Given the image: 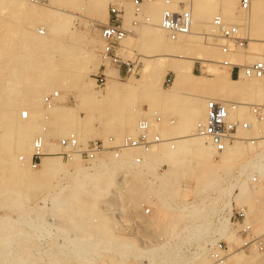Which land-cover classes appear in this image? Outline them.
I'll return each mask as SVG.
<instances>
[{
    "label": "rangeland",
    "instance_id": "1",
    "mask_svg": "<svg viewBox=\"0 0 264 264\" xmlns=\"http://www.w3.org/2000/svg\"><path fill=\"white\" fill-rule=\"evenodd\" d=\"M127 1L132 2V0H109L107 5L108 10H110L112 4H115L121 8L124 14V3ZM227 1H230L233 5L232 14H227L223 11L225 2ZM200 2L215 7L216 10L213 9L210 22L215 14L220 13L222 16H226V20L234 23L236 18L240 19L242 17L241 19L243 20V26L247 25L248 28L245 29V26L243 30L241 29L242 35L247 38V44L245 48H240L232 54V59L234 61L239 57L248 56L253 50L257 49L261 50L262 55L264 56V0H250V6L248 9H243L241 7V0H194V6ZM164 4L166 3L164 2ZM81 5L85 7L83 10H79V6ZM57 6L58 9L55 10L54 15L50 18V20L52 23H66L67 28L66 30H63V34L50 38V40H44L45 38L43 36L48 32V24L45 26V22H47V20L48 22H51L49 19L40 21L33 20L29 23L28 21L31 19L29 20V18H26L22 14L18 13L19 11L15 8L16 4L14 0H0V46H8L13 44L19 45L24 43L27 37L23 32V28H27V26H29V28L32 30L34 29V32L32 33L35 34V37H37L36 35L40 33L38 32V28L44 29L45 33L38 34L40 36L39 40L41 39L40 42L42 41L45 43L46 41V44L41 45L43 47L40 48V54L31 53V55H34L31 61H34L41 66L39 67V70L42 71L43 67L44 71L49 70V73L46 76L39 75L36 77L32 73L28 72V70H23L19 71V75L17 73L14 75L16 82H14L13 86L18 92L17 96L20 97L21 92H24L26 96L24 101L19 102L17 105L16 117L18 120L23 119L20 117V111L25 108L24 104L34 101V98L38 94L41 97L39 101H37V108L41 111L43 110L44 115L49 114V118H47L46 121L44 118L42 119V116L35 117L34 121L38 125L39 129H45L46 131H51V129H54V126L50 123L52 120H54V117L49 110H45L48 109L46 107L50 106L51 104L54 106L61 105L62 107H65L64 109L70 110L72 122L68 129L69 132H75L78 139L82 143H86L88 140L95 138H101L105 142H108L110 136H113L116 141H120L125 135L133 134L136 132V124L142 117L146 107L149 108V113H153L156 110L165 116L166 119L158 126V130L166 127L168 134H170L169 132H171L172 128H177V130L180 131V133H178L177 130V132L173 131V133H171L172 135L170 134L168 136H173L174 133L176 135H180L184 132L191 134L196 133V127L198 123L205 120L203 108L207 99L212 97H221V94L226 95V93L223 91L222 93L219 91L221 89L220 87H217L219 86L217 83V86L214 87L216 84L213 79H209L211 80V83L207 82V84H201L202 87L197 86L195 83H193L195 86H192V80L189 81L188 84L187 82H184L183 84V82L180 81L173 85L175 74L171 69L170 64L179 63L186 57H193L195 60L193 70L197 74H202V69L205 67L208 69L210 68V70L213 72H218L220 71L219 69L224 71L227 69L229 70V67L222 64V60L225 57L224 54L220 49H216L214 45L217 40L215 38H211L215 36L212 35L211 37H207V35H204L207 34L204 33L205 29H201L204 31L202 32L201 36L198 35L194 38V41L196 38L197 41L193 42V45L181 50H176L173 53H167L160 47L155 48L154 45H152V43L148 40L145 33H143L146 28V21L143 15L146 14V12L145 9H142L141 14L138 17L132 16L130 21H124V26L129 29V32L126 36L127 38L123 40L124 48L121 50L123 59L138 60L137 72L134 74L126 73L124 70V65H122L120 68L121 72L119 73L118 67L108 66V78L112 77V74L114 73L118 74V89L107 98L102 96H98L96 98L90 97L89 94H87L90 90L87 87H84V85H86L90 79H93L94 83L91 85V87L89 86L91 90L93 89L97 92H100L101 94L103 93L102 91H105L106 89L107 82L105 84H97L95 76L101 71V69H93L91 60L94 58L99 59L100 67L104 63L102 57L100 56L102 51L100 28L103 26V24L108 22L109 11L106 14L104 8L97 9L91 4H85L84 0H77L74 1L73 4L64 3ZM172 6L177 8V0L173 1ZM256 6L263 8L258 11L260 13H255V15L252 14L251 11H254L255 9V11L259 10V8ZM244 16L247 17L245 18ZM135 19L139 20L137 24H134ZM249 32L254 40L253 42L248 39ZM68 53L73 56V58L69 61L70 65H72L71 67L74 69L72 68L69 70V72H65L60 62L62 59L61 56H66ZM2 55L3 53L0 49V61H9L5 57L3 58ZM86 57H88L87 62L84 61ZM146 66H148V68H146ZM16 69L17 68H15V70ZM32 69L37 68L33 67L29 70ZM10 70H12V68ZM3 72L4 70L0 68V77L4 76ZM204 74H206L207 77L211 76L209 72H205ZM33 76H35V78ZM130 77L135 78V80L137 79V81H134V85H131V87L129 84H127L130 83L127 81ZM234 78L241 79V82L244 84L242 91H245L242 95L239 94V96L234 92L232 94H235V96L230 94V97H236V101L241 100V102H264V98L262 101L259 99V94H264V81L262 79L253 78V80H255L253 81L252 79L249 80L248 77L242 76ZM246 78H248L251 84L248 80L247 83ZM4 83L5 82H3V79L0 78V86H2ZM246 87L248 88L245 89ZM55 92H58V96L54 98L52 103L48 104L45 101V96ZM171 93H173L174 96H171ZM237 93H240V91ZM184 94L189 95L188 99L191 97L189 99L190 102L193 99L191 103L185 98L186 96ZM241 96L243 97L241 98ZM181 97L185 98L188 102H186L185 99H181L185 100L183 103L180 100ZM232 98L230 100L234 99ZM238 98H240V100ZM175 99L178 103L175 101ZM109 109H117L118 114L116 111V114L113 112L115 115L110 114V112L114 110L110 111ZM188 110L190 112H187ZM238 115L253 121V118L246 106L240 108ZM169 118H174L175 122L170 123L168 121ZM39 119H41V121H39ZM83 126L87 128V132L83 131ZM255 126L259 129L264 128L260 124H255ZM127 128L129 131L131 130V133L127 132ZM39 129L38 131H35L31 137L29 145L30 150L32 148V143L35 136L40 134ZM166 129L162 130L165 131ZM253 129L254 128L247 129L246 131L241 130L240 134L245 138L253 136L258 137L257 141L262 140L263 137L261 138L260 135L264 133V129H261L260 131L255 129L258 133L260 132V134L257 132L253 133L255 132V130L252 131ZM166 135L167 133L164 136ZM61 136L64 135L60 133L58 137L55 136L52 140L57 144V140ZM236 142L239 144L241 143L244 146L243 147L241 145L243 148L242 153L245 154H241L239 158L235 159L234 161H230L231 163H226V165L225 162L222 164L221 160L219 159L222 152H216L214 148V153H211L210 159H213L212 161L215 160V162L209 161V167L204 165L205 163L207 164L208 161L196 158L198 156L195 155V153H189L185 156L186 158L183 160L178 174L176 173L177 171L172 173L169 172V175H167L168 172L166 174L164 173L163 178L167 177L168 179L163 180L164 182H155L153 176L151 175L152 173L146 167V165H144V162L142 167H131L125 163L124 166L120 165L121 167L113 171V180L111 182H108L106 177H99L95 180L90 178L91 181L89 182L91 184L84 187L90 188L92 191L96 190L99 192L98 194L94 193L93 195L92 193L90 195L88 192L85 193L86 190L90 189H85L84 187V193L81 192V194H75V196L66 195L67 191H65L63 194V201H59L54 206H52V203L49 201H47L49 203L45 205L42 201L44 200L43 197L45 194L47 195L49 191L54 192L53 190L56 189V182L58 183L57 186L61 187H64V185H71L72 182H74L73 173L63 175L59 180L55 178L56 176H53L51 179L46 180L23 181L21 185H16L10 188L19 190L23 199H26L27 195L33 199V204L31 203L33 206H31V213L33 212L34 215L37 214L39 218L36 215H30L34 218L36 224H38V221L39 223L42 221L41 224L45 227L42 228V225H37V229L42 232L40 233L42 238L40 234L37 235V233H39L38 231H34L33 229L31 230L27 227H23L22 229L17 226L20 229L14 227V231L19 230L20 232L21 229L28 231L31 234L33 240H36L34 241L33 247L45 249L46 252L49 251L47 254L53 255L54 257L56 256L53 262L46 261L45 264H124L125 262L123 263L121 259L124 256L130 257L129 261L126 262L127 264H152V262H149V258L147 257L148 253H142L143 256H139L141 254L137 250L155 245L161 246L160 253L158 251H154L156 254L152 252L151 254L153 256L159 254L158 257L162 254L161 257L163 258L162 261L158 262V264H179L180 262H177L178 258L175 257L174 253L178 247H175V243L170 245L171 242L173 243L175 241H173V237H175L176 240L179 239L176 241V245L180 246L184 241L187 240L186 238L191 237V232H194L195 229L198 230L197 232L200 234V231L204 232L210 227L206 234H214L215 230L213 228H217L219 224H216L218 223V218L216 213L213 212L212 214V211L214 210V207L222 208L224 206L223 203H227L229 201V196H227V194L222 195L217 191H220L222 187L224 188L226 185H229L230 181L234 182L235 179L238 178V184H243V180L245 185H251L253 183H251L249 180L250 173L255 171V165L251 162V156L254 154L256 155L257 151H260L261 148L258 146L251 147L248 144L250 141L243 139H237L233 143ZM248 145L251 148L248 147ZM245 147V151L248 150L246 152L244 151ZM124 152L125 150H123L122 154L123 159L127 160ZM22 154L23 153H20L21 156ZM104 154L113 158L112 153L109 151ZM135 154L140 153L137 152ZM51 155L58 156L63 161L69 160L67 158L63 159L58 154ZM134 156L135 155H133L132 159ZM76 161H78V163L83 167H91L93 164L92 162L89 164L86 163L79 156L76 157L75 162ZM250 162L251 164L249 165L248 163ZM68 166L70 167V171H73L71 168H73L75 165L72 163ZM211 166H213V169ZM30 167L36 170L39 166L33 167L30 165ZM166 167L168 166L159 165L157 170L158 172H165L164 169ZM142 169L145 172H142ZM92 170V173L100 172L92 168H90L88 171ZM203 171L206 173V176L204 177L207 181L203 179L204 177L202 176V178H197V175L199 176L198 173L203 174ZM241 171L243 174L245 172L246 174L249 173V175L244 174L240 176ZM171 174H176V177L171 176ZM208 175H210L211 178H208ZM169 177H172V179L170 178L169 180ZM148 179H152V182H149ZM169 181H173L172 185L175 184L174 186L176 188L172 186L171 189V184H166V182ZM1 182L3 181L0 180V184ZM26 182L30 184L24 185ZM161 183H164L163 187ZM261 184L264 185V177H260V181L253 183L252 185H255L257 188H259L260 186H263ZM168 185L169 187L167 188ZM237 188L238 185L233 188L231 194H233L234 190L236 189L237 191L235 190L233 195L234 199L238 201L239 199L236 197V192H239V188ZM98 189L101 190L98 191ZM215 191L217 192V195L215 194ZM204 196H207L205 200ZM209 196L216 197L207 201ZM258 197L260 201V203L258 201V204L261 205V201L264 202V190L262 194H259ZM215 198H217V201ZM240 203L242 205H246L242 202ZM42 204H44V206L40 207L39 205ZM263 204L264 203H262L261 206H263ZM145 207H150L151 212L145 214ZM246 207L248 209L247 205ZM206 210L211 211L207 213ZM246 220L250 222L247 218ZM226 221L227 228L234 232L235 235H238V238L241 239L237 228L229 223V219ZM102 222H107V227H103L101 225ZM263 223L262 227L255 226L251 223L252 230L255 234L264 235ZM45 229L47 231H44ZM39 236L40 238H38ZM223 239L225 240L230 252L231 249L232 251L234 250L233 248H235V250H243L248 254L258 251L254 248H241L243 243L240 245L238 244V246L236 245L237 243L235 241L226 240L227 236L226 239L224 237ZM165 243L168 246H166ZM15 244L16 250L18 252L24 249L25 245H22L21 242H16ZM182 247L183 250L189 252L187 247L192 249L193 246L190 243H185L182 245ZM177 251L178 250L175 252L177 253ZM85 252L89 253L88 255H93L92 258H94H91L89 261ZM258 252L264 255V252ZM132 253L133 255L135 253V255L133 256ZM151 254H148V256L151 257ZM186 256H189V254H186L185 258ZM134 257L138 258L135 259ZM210 261L212 263L211 258L209 262ZM182 263L184 264V262Z\"/></svg>",
    "mask_w": 264,
    "mask_h": 264
},
{
    "label": "bare ground",
    "instance_id": "2",
    "mask_svg": "<svg viewBox=\"0 0 264 264\" xmlns=\"http://www.w3.org/2000/svg\"><path fill=\"white\" fill-rule=\"evenodd\" d=\"M74 1H77V0H48L45 3H39V2L32 1V0H14V2L16 4L15 8L18 9V11H19L18 13L22 14L26 18H29V20L31 19L30 21H28L29 23L32 22L33 20H37V21L44 20V19L50 20V18L54 15L55 10L58 9L57 5H62L64 3L65 4L66 3H72L73 4ZM112 1H115V0H112ZM84 2H85V4H91L93 7L97 8V9L104 8V11L106 12V14L109 11L108 6H107L109 0H84ZM119 2H121V1H119ZM164 2H165V0H153L152 2L144 3L142 5V9H145V12H146V14H144L143 16H144V18H148V21H146V19H145L146 28L143 31V33H145L146 37L152 43V45H154L155 48L160 47L167 53H173L176 50H181L183 48H186V47L193 45L194 44L193 42L197 41V38L195 41H194V38L197 37L198 35L201 36L202 32L204 31V30L202 31L201 29H205L204 33H209L212 35L216 34V32H214L212 24L210 22V19L212 17V13H213V9H215V7L210 6L209 4H205V3L203 4L202 2H200L198 4H195V6L193 5L192 13H193L194 21H193L191 31L188 34H184V35L179 36V38H177V39H171L169 37L168 33L166 32V30H164L160 27L161 12L164 9V7L167 6V4H164ZM124 4H125V7H124L125 13L123 14V16H124L125 22L130 21L132 16L138 17L141 14V12L139 14H135L136 13L135 7L131 1H127ZM171 7L175 8L172 5H171ZM84 8L85 7L82 5L79 6V10H83ZM257 8H259V10H257V11H255L256 10L255 8H253V9H255L254 11L251 8V10L254 12L253 13L250 10L251 13L252 14H255V13L258 14V13H260L258 11H260L263 7L258 6ZM223 11L227 14L233 13V5L230 1L225 2ZM223 17L226 20V18H225L226 16H223ZM240 19L236 18L234 20L235 23L240 27V30L241 29L243 30V28L245 26H246L245 29L248 28L247 25L243 26V20L242 19L240 20ZM226 21H228V20H226ZM232 23H234V22H232ZM32 24H34V23H32ZM46 25L48 26V30H47L48 32L46 35L43 36L45 38L44 40H48V39L50 40V38H53V37H56L58 35L63 34V30H66V28H67V24L63 23V22L52 23V21L48 22V20H47V22H45V26ZM23 29H24L23 32H24L25 36L27 37L25 39L24 43L17 45V44H13L10 41L13 45H8V46L7 45H1L0 46V49L3 53L2 57L3 58L5 57L9 60V61H2V60L0 61V68H2L4 70V72H3L4 76H1L0 78L3 79V82H5L2 86H0V180L3 181L0 184V264H45L46 261L53 262L55 260V257H56V256L54 257L53 255L47 254V252H49V251L46 252L45 249L33 247L34 241H36V240H33V238L31 237V234L28 231L22 230V229H23V227L30 228L31 230L33 229L34 231L39 232V233H37V235H38L42 232H40L37 229L38 228L37 225L38 224L42 225L41 224L42 221L40 223H39V221L38 222L36 221L38 223V224H36L34 221V218L32 217L35 215L37 216V214L34 215L33 212L31 213V206H32L31 203H32L33 199L30 198V196H28V195L26 196V199H23L21 197L19 190H15V189L10 188V187H13L16 185H21L23 181L46 180V179H51L53 176H56L55 178L57 180H59L63 175L73 173V175H74L73 181L74 182H72L71 185L69 184L68 186L64 185V187H61V186H57L58 183L56 182L55 183L56 189L53 190L54 192L49 191L47 194L48 197L46 194L43 197L44 200H42V201L45 205L50 202V203H52V206H54L59 201H63V199H64L63 194L65 191H67L66 195H71V196L72 195L75 196V194H81V192L84 193L83 187L91 184L89 182V181H91L90 178L92 180H95L99 177H106V179H108V182H111L113 180V171H115V169H118L122 165L124 166L125 163L131 167H136V166L142 167L143 162H144V165H146V167L152 173L151 175L153 176L154 181L155 182L156 181L164 182L163 180L168 179L167 177L163 178L164 173L166 174L168 172L167 175H169V172L172 173V172L177 171L176 173L178 174V171L181 168L182 162L186 158L185 156L187 154L195 153V155L198 156L196 158L208 161L207 164L206 163L204 164L205 166L206 165L208 166L210 164L209 161L213 160V159H210L211 158L210 155H211V153H214L213 152L214 147L209 142H207L203 137L199 136L197 133L187 134L188 132L181 131L184 133H181L180 135H176L174 133L173 136H168L171 133H173V131H176L177 128L176 129L172 128L171 132H169L170 134H168V130L166 129V127H164V128H161V130H159V131L166 140L162 141L157 146L153 147L151 150H148V151H144V150H141L139 148L125 149L124 155L127 158V160L123 159V155L120 158H115L112 155L114 158L113 159L109 155L106 156L104 153H107L108 151H105L103 154L99 155L96 159L91 160V162L93 163L91 165V167L85 166L86 167L85 168L81 164H79L78 161L75 162L76 157H78L79 155H74L73 157L68 158L69 159L68 161H63L60 157L55 156V155H51L48 153V154L42 155V157L40 158L38 165H37V166H39L38 169H36V170L32 169L30 167V165L33 166L32 162H31L32 154H33V143H32L31 150L29 148L30 147L29 145H30L31 137L33 136L35 131H38V129H39V127L35 123L34 119L36 116H42V119L44 118L46 121L47 118H49V114L44 115V113H43L44 111L43 110L41 111L37 108V101H39V99L41 97L40 95L37 94L36 97L34 98L35 102L32 101L30 103L29 102L25 103L24 104L25 108L20 111V117H22V111L27 110L28 117L25 119L22 117L24 120L23 119L18 120V118L16 117V111H17L16 108H17V105L19 104V102L24 101L26 96H25L24 92H21L20 97L17 96L18 92H17V90H15V88L13 86L14 82H16L14 75H15V73H17L19 75V71L28 70V72L32 73L36 77H38L39 75L46 76L49 73V70L44 71V68L42 67V71H41V70H39V67H41V66L38 63L31 61L32 57H34V55H31V53L32 54L33 53L34 54H40L41 53L40 48L43 47L41 45L46 44V41H45V43L42 41H41L42 43L40 42L41 39L39 40L40 36L38 35L40 33H44V29L38 28V32H40V33H38L36 35L37 37H35V34L32 33V32H34L33 31L34 29L32 30L31 28H29V26H27V28L25 27ZM249 31H250V28H249ZM251 31H252V29H251ZM69 34H71V33H69ZM204 35H206V34H204ZM212 35H209V37H211ZM126 38L127 37H125L124 39H126ZM188 38H190V39H188ZM211 38H215L217 40V42L214 45H215L216 49H220L219 45H218L219 39L216 36L211 37ZM248 39L251 40L252 42L254 41L253 38L251 37L250 32L248 34ZM27 40H30V41H27ZM100 40L102 41V49H103L104 42H103L101 36H100ZM100 56H101V54H100ZM61 58L62 59H61L60 64L63 67V70L65 72L66 71L69 72V70L73 68V67H71L72 65H70V61H69L73 58V56L68 53V55L61 56ZM255 59H263L264 60V56L262 55L261 50H258V49L253 50L251 54H249L248 56H245V57H239L235 60V62H237L239 64H248V63L254 61ZM84 61L87 62L88 57H86L84 59ZM194 61L195 60L193 59V57H186L179 63H173V64L171 63L170 64V67L175 74V79L173 81V85H175L176 83H178L180 81L183 82V84H184V82L185 83L187 82V84H188V82L192 80L193 81L192 86H195L193 84V83H195L197 86L200 87L201 84L204 85L205 83L207 84V82L211 83V80H209V79H213L215 84L217 83L219 85V86H217V84H216L214 87H216V86L220 87L221 90H219V91H221V93H222V91L224 93H226V95L221 94V97L219 96V98H224V99H231L233 96H235V94L238 96H239V94L242 95L243 92L245 91V90L242 91V89L244 88V84L241 82V79L240 78L236 79V78L231 76V69L230 68H229V70L227 69L225 71L219 69L220 71L217 70L218 72H213L212 70H210V68L208 69L205 67L202 69V74H197L193 70ZM91 65H92L93 69H95V70L100 68L99 59H96V58L92 59ZM33 67L34 68L36 67L37 69L29 70ZM11 68H12V70H10ZM15 68H17V69L15 70ZM146 68H148V66H146ZM107 72H108V70H107ZM203 72L204 73L209 72V74L211 76L207 77V75L204 74ZM35 76H33V77L35 78ZM132 78L130 77L129 80H127L130 82V83H127L130 85V87H131V85H134V81H137V79L135 80V78H133V79ZM117 79H118V74L117 73L112 74V77L108 78L105 91H102L103 93H101V94H100V92H97L93 89L91 90L89 88V86L91 87V85L94 84L93 79H90V81L86 84L87 86L84 85V87H87L90 90V91H88L87 94H89V96L92 98H96L98 96H102L104 98H107V97H110L118 89L119 85H118L117 81L119 82V80H117ZM250 79L253 80V78H249V80ZM247 80H248V78H246V81ZM248 81H247V83H248ZM253 81H255V80H253ZM212 83H213V81H212ZM198 84H200V85H198ZM250 84H251V82H250ZM250 87H252V86H250ZM247 88L248 87H246L245 89H247ZM238 91H240V93H237ZM217 92H218V90H217ZM234 92H235V94L233 95L232 93H234ZM230 94H232L233 96L231 95L232 97H230L229 96ZM217 95H218V93H217ZM222 95H223V97H222ZM259 95H260L259 99L262 101V99L264 98V94L262 93ZM171 96H174L173 93H171ZM182 96H183V94H182ZM185 96L184 97L186 99H188L189 95H185ZM242 97L243 96H241V98ZM185 98L181 97L180 100L185 99ZM233 98L235 99L236 97H233ZM189 99H188V101L190 102ZM238 99L240 100V98H238ZM185 100H181V101L183 102ZM192 100H191V102H192ZM175 101L177 102L176 99H175ZM178 101H179V99H178ZM188 101L186 100V102H188ZM177 103H176V105H177ZM187 104H189V103H187ZM51 105L47 106L46 108H48V109H46L45 111L49 110L50 113L53 115L54 120H52V122H50V123L54 126V129H51V131H46L45 129H44L45 130L44 131L42 129H39L40 134H42L45 138V147L44 148L48 152H53V151L58 150V148H59L58 145L52 139L55 136L58 137L60 135V133L63 135H67L68 133H70L68 129H69V126L71 125V122H72L70 110L67 109L68 110L67 111L66 109H64L65 107H62L61 105L60 106L59 105L54 106L53 104H51ZM111 110H114V111H111ZM111 110H110L111 112L110 111H108V112H110V114L115 115L116 113L118 114L119 108H118V110L117 109L116 110L111 109ZM135 110H136V108H135ZM186 110H187V108H186ZM115 111H116V113H115ZM203 111H204L203 115L205 116L204 118H206V104L203 108ZM187 112H190V111L188 110ZM106 115H107V113H106ZM188 117H190V116H188ZM200 119H202V118H200ZM250 119H251V117H250ZM39 121H41V119H39ZM43 122H44V120H43ZM253 124H254V126H252V128H254V129L252 131H254L255 129L260 131L262 128L259 129L258 127L255 126V124L256 125L260 124L264 127V119L261 121H254L253 120ZM262 126H260V127H262ZM129 128H131V127H129ZM132 129H133V127H132ZM162 129H166V130L163 131ZM173 129H175V130H173ZM169 130H170V128H169ZM83 131L87 132V128L85 126H83ZM130 131L127 128V132L129 133ZM165 132L167 133L166 136H164L166 134ZM256 132L257 131L255 130V132H253V133H256ZM134 133L136 134L137 130ZM178 133H180V131H178ZM249 134H251V133H249ZM258 134H260V132ZM263 134L260 135L261 138L263 137L262 140H259L254 144L251 142L248 143L251 147L258 146L259 148H261L260 151H257L256 155L254 154L255 156L254 155L251 156L253 159L250 157L251 162L256 166V168L254 166V170L256 171V173L261 178L264 177V135ZM251 137H253V136H251ZM259 139H260V137H259ZM241 145L242 144L241 143L239 144L238 142L233 143V144H229L226 147V149L223 150L222 153L220 154L219 159L221 160L222 164H224L223 162H225V165H226V163H231L230 161H234L235 159L239 158V156H241V154H245V153H242V151H243L242 146L243 145L242 146ZM249 145H248V147H250ZM246 147L244 148V151H245ZM246 151H248V150H246ZM137 152L142 154L144 156V159H145L140 164L135 163L134 158L132 159L133 155H136L135 153H137ZM20 153H23L22 156L20 155ZM195 155H193V156H195ZM193 156H192V158H193ZM212 162H215V160ZM216 162H218V161H216ZM251 162L248 164L250 165ZM72 163L75 166L73 168H71L73 171H70V167L68 165L72 164ZM219 164H221V163H219ZM159 165H167L168 167H166L164 169L165 172H158L157 167H159ZM212 167L213 166H211V168ZM90 168L98 170L100 172L97 171L98 173H92L93 170L88 171ZM142 172H145V171H143V169H142ZM205 172H206V170H205ZM198 174H199V176L197 175V178L198 177L200 178L201 176L202 177L206 176V173H204V171H203V174H201V173H198ZM244 174H246V173L244 172ZM244 174L242 173V171L240 172V176H242ZM246 175H249V173ZM171 176L176 177V174L175 175L171 174ZM209 177H210V175H208V178ZM170 178L172 179V177H169V180H170ZM203 179H205V177ZM151 180H149V182ZM238 180H239V178L235 179L234 182L230 181L229 185H226L224 188L222 187V189L220 191H217L222 195L227 194V196H229V198H228L229 201L227 203L224 201L225 202V203H223L224 208L223 207L222 208H215L214 207V210L212 211V214H213V212L216 213V216L218 218V220H217L218 223H216V224H219L217 226V228L216 227L213 228L215 230L214 234H211V235L206 234L207 230L210 227L204 232L200 231L201 235L199 234V232H197L198 230L195 229L194 232H191V234H192L191 237L186 238L187 240L184 239L186 241H184L180 246L176 245L177 244L176 241H178L179 239L176 240L175 237H173L174 239L172 238L173 241L174 240L175 241L173 243L171 242L170 245L175 243V247H178L176 249V250H178L177 253L175 252L176 250L175 251L173 250V251L175 253V257L178 258L177 262H180L179 264H183L182 262H184V264H261V262L264 259L263 254L259 253L258 251H254V253L248 254V253H245L243 250H235V248H233L234 249L233 251H232V249H231V252L229 251V255L227 256V258L225 260L214 262L211 259L212 263H211V261L209 262V260L211 258L209 255V244L214 243L217 238L224 237L226 239V236H227L226 240L235 241L237 243L236 245H238V244L240 245L241 243H243V238L240 235L239 236L241 237V239L238 238V235H235L234 232H232L231 230H229L227 228V226H226L227 221L226 220L229 219L228 215H225V216H219L218 215L221 210L225 209L226 207H228L230 205L231 199H234L233 194H234L236 189L234 190L233 194H231V193L233 191V188L236 187V185H238V188H239V192H236L237 193L236 197L240 201L239 200L237 201L235 199L234 200L237 201L236 203H238V204H241L240 202H242L248 206L246 218L253 225L261 226V227L263 226L262 223L264 222L263 221L264 220V204H263V206H261V205L264 202L261 201V205H259L258 204V201H259L258 196L260 193L262 194V192L264 190V185L261 184L263 186H260V187L258 186L259 188H257L255 186L256 184L252 185L253 184L252 182H251L252 183L251 185H247V184L245 185L244 180H243V184H238V182H237ZM249 180H250V177H249ZM172 182L173 181L166 182V184H168V183L171 184V186H170L171 189H172V186L175 187L174 186L175 184L172 185ZM209 182H207V183H209ZM27 184H30V183L26 182L24 185H27ZM161 184L163 187L164 183H161ZM169 185L167 186V188L169 187ZM84 188L90 189V188H86V187H84ZM175 188H173V189H175ZM90 190H86L85 193L88 192L90 195L92 193H93V195H94V193H97V194L99 193L94 189H93L94 191L91 190L92 192ZM100 190L101 189H98V191H100ZM217 192L215 193L216 195H217ZM218 196H220V195H218ZM206 197L204 196V200ZM214 197H216V196H214ZM214 197L209 196L207 201L211 200ZM217 198H215V200ZM47 201H49V202H47ZM259 203H260V201H259ZM44 204L39 205V206L42 207V206H44ZM178 207H179V205H178ZM197 208H199V207H197ZM32 209H34V208H32ZM216 209H219V210H216ZM38 210H40V209H38ZM209 211H211V210H209ZM209 211L206 210L207 213ZM30 214H32V216ZM37 217H35V218H37ZM49 221H50V219H49ZM229 223H230V221H229ZM101 225L103 227H107L108 224H107V222H102ZM17 226L22 228L20 232H19V230H17L18 232L16 230H15L16 232L14 231V227H17ZM19 227H17V229H20ZM43 227H45V226L42 225V228ZM40 229H41V227H40ZM44 231H47V230L45 229ZM40 236H41V234H40ZM40 236L38 238H40ZM41 238H42V236H41ZM16 242H18V243L21 242L22 245L23 244L25 245L24 249L22 248L23 249L22 251L19 250L20 252H18L16 250V247H15ZM168 243H169V241H168ZM185 243H190L193 246L192 249L190 248L191 246L187 247V250L189 252L183 250L182 245ZM165 244H164V246H165ZM164 246H162V247H164ZM166 246H168V245L166 244ZM160 249H161V246L155 245V246H151L148 248H142V249H139V250L136 249V250L141 254V255L138 254L139 256H143V254H146V253L151 254V252L154 253V251H156V252L158 251L160 253ZM47 250H48V248H47ZM63 253H65V252H63ZM85 254L88 257V260L90 261V259L92 258L93 255H88L89 253H86V252H85ZM148 254H147V257L149 258V262H152V264H158V262L162 261V259H163L161 257L162 254L159 257H158L159 254L154 255V256L151 254L152 255V256L150 255L151 257H149ZM154 254H156V253H154ZM186 254H189V256H186V258H185ZM132 255H133V253H132ZM134 255H135V253H134ZM129 258L130 257L124 256L121 259H122L123 263L124 262L126 263L129 261ZM136 258H138V257H136ZM72 259H73V257H72ZM121 259H119V260H121ZM49 264H52V263H49Z\"/></svg>",
    "mask_w": 264,
    "mask_h": 264
},
{
    "label": "built area",
    "instance_id": "3",
    "mask_svg": "<svg viewBox=\"0 0 264 264\" xmlns=\"http://www.w3.org/2000/svg\"><path fill=\"white\" fill-rule=\"evenodd\" d=\"M39 3H45L48 0H32ZM153 0H132L136 14L142 11L144 3ZM174 0H165L166 7L161 12L160 27L168 33L171 39H177L179 36L188 34L193 25V5L194 0H177V8H172ZM250 0H241V7L248 9ZM148 21V18H145ZM139 22L134 20V24ZM214 32L218 40L221 52L224 54L222 64L231 69V75L234 77L259 78L264 81V60L255 59L248 64H239L232 59V53L240 48H245L247 38L242 35L240 27L236 23L228 22L224 17L217 13L211 21ZM129 29L124 26V17L121 8L112 4L109 10L108 22L100 28V36L104 42L101 51V57L104 61L100 67L101 71L95 76L97 84H105L109 73L108 66H116L121 72V66L124 65L126 73L134 74L137 72L138 60L123 59L121 50L124 48L123 40L127 36ZM207 37L209 34H206ZM58 93L48 94L45 101L50 104ZM246 106L254 121L264 119V102H241L236 100L224 99L219 97L208 98L206 101V118L198 123L196 133L209 142L217 152H222L226 147L237 139H243L256 143L258 137L245 138L241 136V130L251 129L253 121L240 117L238 111ZM22 117L27 118V110L22 111ZM165 116L154 111L149 113V108L144 109L142 117L136 124V134L125 135L120 141H116L110 136L108 142L101 138L88 140L86 143L80 142L75 132L61 136L57 140L58 150L53 152L46 151L45 138L42 134L35 136L33 140V154L31 162L34 167L42 155L58 154L63 159L79 155L83 161L90 163L105 151H110L115 158L122 156L123 150L130 148H139L144 151L151 150L162 141L166 140L157 129L165 121ZM170 123L175 122L174 118H169ZM135 163H142L144 156L136 154ZM250 180L253 183L259 182L260 177L254 171L250 173ZM151 212L150 207L144 208V213ZM219 216L228 215L230 223L237 228L238 234L243 238L241 248H255L264 252V235H257L252 230V224L246 220L247 207L236 204L234 199L228 207L221 210ZM217 235V234H216ZM209 255L214 262L223 261L229 255V249L223 237H219L214 243L209 244ZM264 264V260L261 262Z\"/></svg>",
    "mask_w": 264,
    "mask_h": 264
},
{
    "label": "crops",
    "instance_id": "4",
    "mask_svg": "<svg viewBox=\"0 0 264 264\" xmlns=\"http://www.w3.org/2000/svg\"><path fill=\"white\" fill-rule=\"evenodd\" d=\"M232 76V75H231Z\"/></svg>",
    "mask_w": 264,
    "mask_h": 264
}]
</instances>
